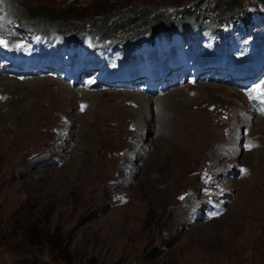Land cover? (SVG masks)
Instances as JSON below:
<instances>
[{
  "label": "rangeland",
  "instance_id": "374dc122",
  "mask_svg": "<svg viewBox=\"0 0 264 264\" xmlns=\"http://www.w3.org/2000/svg\"><path fill=\"white\" fill-rule=\"evenodd\" d=\"M253 1L264 3L0 0V264H264V128L260 111L250 112L263 74L248 85L196 80L162 95L150 91L151 75L135 80L119 58L94 60L98 73L83 66L79 76L69 37L38 46L11 25L100 32L130 18L134 33L138 15L219 13ZM241 50L233 43L230 54ZM22 58L38 70L12 66ZM203 172L216 179L211 194L201 193Z\"/></svg>",
  "mask_w": 264,
  "mask_h": 264
},
{
  "label": "trees",
  "instance_id": "16d2710c",
  "mask_svg": "<svg viewBox=\"0 0 264 264\" xmlns=\"http://www.w3.org/2000/svg\"><path fill=\"white\" fill-rule=\"evenodd\" d=\"M125 1L128 4H134V3H137V2H140V1H144V0H125ZM226 1H230V0H226ZM258 3H261V2L253 1L249 5H252V4L256 5ZM249 5H247V6H249ZM247 6H242V7L240 6V7H237L236 9H234V10L232 8H228L227 9V8H225L223 6V7H221V12H219V13H216L213 10L212 11L215 13V19L218 20V22L221 23L223 21V19H225L224 16H227V17H231V16L238 17L239 13L240 14H245L246 10H247L245 8ZM200 10L202 11V7L200 8ZM206 10H208V9H206V6H204V11H206ZM185 11H187L190 14L191 17H196V12H198V10H191V9H187ZM108 12H109L108 10L106 11L104 9L103 10H97L92 15H94V16H102V15L108 13ZM177 12H179V11H177ZM138 17L139 18L137 20H135V21L140 23L139 27L137 28L139 30L152 29L159 23H164V24L169 23V19H162L160 17H157L156 19L154 18L152 20L151 19L150 20H144V16H142V15H138ZM83 18H84L83 16L77 17V21H82ZM133 24H134V22L130 18H128L126 21H124V19L118 20V22H116V23H109V26L108 27L106 26V27H104V29H101L100 33L101 34H105L106 36H111V35L119 32L120 30H128L129 28H131L130 26H132ZM170 24H174V23L172 22ZM76 27L80 28L81 26H76ZM39 29L40 30H44V26L41 25L39 27ZM56 250H58L60 252H63L61 250V247H59V246L56 248Z\"/></svg>",
  "mask_w": 264,
  "mask_h": 264
},
{
  "label": "bare ground",
  "instance_id": "6f19581e",
  "mask_svg": "<svg viewBox=\"0 0 264 264\" xmlns=\"http://www.w3.org/2000/svg\"><path fill=\"white\" fill-rule=\"evenodd\" d=\"M134 94V93H133ZM135 96V95H134ZM263 97H264V95H263ZM259 100H260V97H259ZM262 101H264V99L262 98ZM242 107V106H241ZM240 108V107H239ZM263 112H264V106H263V110H262ZM254 114V113H253ZM237 116V115H236ZM255 116H257V115H255ZM238 118V117H237ZM257 119H256V121H257V124L258 125H260L262 128H264V116H257L256 117ZM241 119V121H244V122H246V119L244 118H240ZM237 122V121H236ZM189 125V124H188ZM256 125V124H255ZM186 132V131H185ZM253 137V136H252ZM253 147V146H252ZM259 147V146H258ZM256 148V147H255ZM252 151H254V149H251ZM250 150V151H251Z\"/></svg>",
  "mask_w": 264,
  "mask_h": 264
},
{
  "label": "snow or ice",
  "instance_id": "6c2138e0",
  "mask_svg": "<svg viewBox=\"0 0 264 264\" xmlns=\"http://www.w3.org/2000/svg\"><path fill=\"white\" fill-rule=\"evenodd\" d=\"M0 43H2V41H0Z\"/></svg>",
  "mask_w": 264,
  "mask_h": 264
}]
</instances>
